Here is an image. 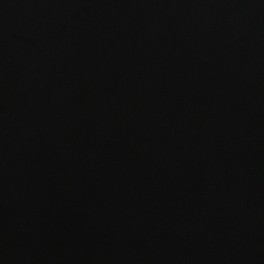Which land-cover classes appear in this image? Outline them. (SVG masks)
I'll use <instances>...</instances> for the list:
<instances>
[{"label":"water","instance_id":"water-1","mask_svg":"<svg viewBox=\"0 0 264 264\" xmlns=\"http://www.w3.org/2000/svg\"><path fill=\"white\" fill-rule=\"evenodd\" d=\"M0 264H264V0H0Z\"/></svg>","mask_w":264,"mask_h":264}]
</instances>
